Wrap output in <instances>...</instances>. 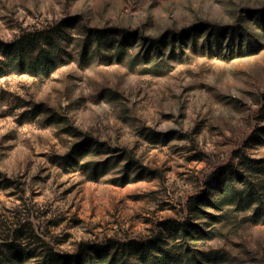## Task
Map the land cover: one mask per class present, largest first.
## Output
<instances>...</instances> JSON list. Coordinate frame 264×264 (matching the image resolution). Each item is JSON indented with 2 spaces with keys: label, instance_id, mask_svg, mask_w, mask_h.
I'll list each match as a JSON object with an SVG mask.
<instances>
[{
  "label": "rangeland",
  "instance_id": "1",
  "mask_svg": "<svg viewBox=\"0 0 264 264\" xmlns=\"http://www.w3.org/2000/svg\"><path fill=\"white\" fill-rule=\"evenodd\" d=\"M39 30L51 71L0 76L5 264H264V0H0V41Z\"/></svg>",
  "mask_w": 264,
  "mask_h": 264
},
{
  "label": "trees",
  "instance_id": "2",
  "mask_svg": "<svg viewBox=\"0 0 264 264\" xmlns=\"http://www.w3.org/2000/svg\"><path fill=\"white\" fill-rule=\"evenodd\" d=\"M44 31H34L26 32L20 38L12 42H2L0 41V47L3 46V51L5 56L8 57V61L0 60V76L7 74L8 72H37V70L30 67H36L39 60L43 59V70L46 72L51 71L49 66V58L54 57L53 54H45V49H42L40 52L38 60H35L33 57L34 52L37 49L44 47L45 40H48L49 37H43ZM51 33V32H50ZM55 36L53 40L49 41L50 45H53L55 48H60L61 44L59 41H56ZM47 259L45 264H79L82 256L80 254H62L54 250L47 251ZM7 254L3 251V247H0V264H5V258ZM10 259V258H9ZM11 260V259H10Z\"/></svg>",
  "mask_w": 264,
  "mask_h": 264
}]
</instances>
